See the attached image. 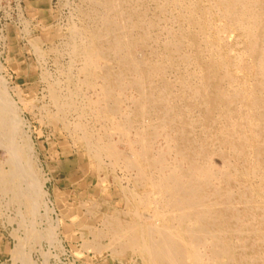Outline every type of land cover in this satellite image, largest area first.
Wrapping results in <instances>:
<instances>
[{"label":"bare ground","instance_id":"bare-ground-1","mask_svg":"<svg viewBox=\"0 0 264 264\" xmlns=\"http://www.w3.org/2000/svg\"><path fill=\"white\" fill-rule=\"evenodd\" d=\"M84 1L86 22L67 48L96 91L82 107L102 121V137L87 124L75 130L96 162L107 158L131 184L129 211L89 230L92 249L107 238L114 256L131 251L143 264H264V0ZM4 86L1 78L10 170L0 165V190L28 201L34 217L41 181L15 140L21 120ZM79 88L64 101L51 88L59 111L77 110ZM23 250L16 258L29 264Z\"/></svg>","mask_w":264,"mask_h":264},{"label":"rangeland","instance_id":"rangeland-1","mask_svg":"<svg viewBox=\"0 0 264 264\" xmlns=\"http://www.w3.org/2000/svg\"><path fill=\"white\" fill-rule=\"evenodd\" d=\"M87 5L84 0H0V79L21 120V133L19 130L15 140L25 150L24 158L41 181L42 189H39L40 200L34 217L28 201H19L13 191L3 193L0 190V264H22L16 258V251L21 245L30 260L29 264H143L142 258L131 251L122 252L121 257L114 256L107 247V238L98 242L101 250L96 251L91 247L94 242L91 231L104 229L106 214L129 211L125 196L131 190V184L126 174L119 168H113L107 158H102V164L96 162L81 142V134L75 130L77 123L87 124L88 128L91 126L89 129L93 130L94 137H102V121L96 123L91 109L84 108L89 105V101L96 100V91L84 87L85 78L79 70L81 61L73 58L68 49L72 29L86 22L83 14L89 9ZM72 71H76L75 74ZM76 86L82 88L81 93L74 98L77 110L62 113L50 91L56 89L59 97L64 93L61 97L64 101ZM73 121V124L70 123ZM119 149H122L121 145ZM4 150L0 146V165L8 172L10 165L7 162L10 158ZM99 167H102L101 170ZM22 188H26L24 184ZM88 206L91 207L88 209ZM27 214L30 216L27 217ZM47 231H53L52 240L45 237Z\"/></svg>","mask_w":264,"mask_h":264}]
</instances>
